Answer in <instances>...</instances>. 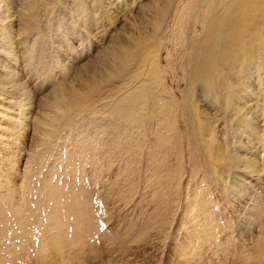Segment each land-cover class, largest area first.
<instances>
[{"label":"rangeland","instance_id":"obj_1","mask_svg":"<svg viewBox=\"0 0 264 264\" xmlns=\"http://www.w3.org/2000/svg\"><path fill=\"white\" fill-rule=\"evenodd\" d=\"M1 1L0 264H264L261 45L212 0Z\"/></svg>","mask_w":264,"mask_h":264},{"label":"bare ground","instance_id":"obj_2","mask_svg":"<svg viewBox=\"0 0 264 264\" xmlns=\"http://www.w3.org/2000/svg\"><path fill=\"white\" fill-rule=\"evenodd\" d=\"M212 3L217 6V11L211 14L204 29L207 44L216 43L224 48L227 42L237 46L235 52L229 54L224 52L225 58L232 54L239 56L245 50V46L254 48V44L256 46L260 44L264 51V0H212ZM131 55V52L126 53L120 68L123 69L129 64L128 59Z\"/></svg>","mask_w":264,"mask_h":264}]
</instances>
